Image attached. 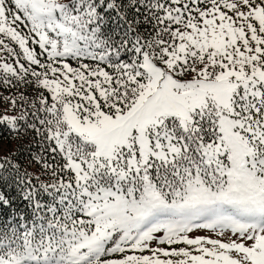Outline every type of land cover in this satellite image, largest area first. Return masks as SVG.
Returning a JSON list of instances; mask_svg holds the SVG:
<instances>
[{"label":"snow or ice","instance_id":"6c2138e0","mask_svg":"<svg viewBox=\"0 0 264 264\" xmlns=\"http://www.w3.org/2000/svg\"><path fill=\"white\" fill-rule=\"evenodd\" d=\"M0 264H264V0H0Z\"/></svg>","mask_w":264,"mask_h":264}]
</instances>
